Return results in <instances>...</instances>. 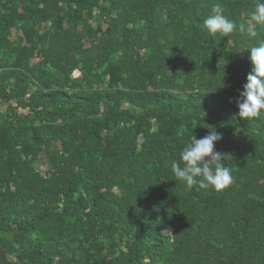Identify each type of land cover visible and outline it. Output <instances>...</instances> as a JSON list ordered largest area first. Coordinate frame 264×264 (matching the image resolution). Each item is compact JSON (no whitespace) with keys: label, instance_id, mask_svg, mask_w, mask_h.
Instances as JSON below:
<instances>
[{"label":"trees","instance_id":"1","mask_svg":"<svg viewBox=\"0 0 264 264\" xmlns=\"http://www.w3.org/2000/svg\"><path fill=\"white\" fill-rule=\"evenodd\" d=\"M216 3L256 0H0V264H264V115L236 116L264 27L210 35ZM213 130L233 182L188 189Z\"/></svg>","mask_w":264,"mask_h":264},{"label":"clouds","instance_id":"2","mask_svg":"<svg viewBox=\"0 0 264 264\" xmlns=\"http://www.w3.org/2000/svg\"><path fill=\"white\" fill-rule=\"evenodd\" d=\"M200 27L213 36H226L238 30L248 38H256L259 29L264 27V0H256L248 22L239 25L224 14L220 3H216ZM247 52L251 67L243 90L236 99V116L239 119L264 115V41L250 47ZM221 139L222 135L216 130L208 131L207 135L199 139L192 133L180 155L183 166L176 161L170 164L177 180L188 189L198 186L204 190L219 191L228 187L233 182L231 171L223 165L224 154L215 150L216 143Z\"/></svg>","mask_w":264,"mask_h":264},{"label":"rangeland","instance_id":"3","mask_svg":"<svg viewBox=\"0 0 264 264\" xmlns=\"http://www.w3.org/2000/svg\"><path fill=\"white\" fill-rule=\"evenodd\" d=\"M98 11H95V16L97 18ZM51 23L49 21L43 22L40 24L41 28H44L46 25H50ZM21 25V21H18L17 19L14 21V25H12L11 28V34L8 38L10 42H16L18 37L23 36V32L21 29H18V27ZM103 27H105L104 24H102ZM37 60H33V62H36ZM74 77H78L79 74L78 72H75L73 74ZM5 111V105L0 104V112ZM55 137V136H54ZM59 145L58 141H54L53 146ZM46 169V166L44 164V157H40L38 163L36 164V170L40 171L43 173Z\"/></svg>","mask_w":264,"mask_h":264}]
</instances>
